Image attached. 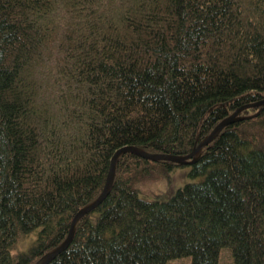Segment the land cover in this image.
Returning <instances> with one entry per match:
<instances>
[{
    "label": "trees",
    "instance_id": "trees-1",
    "mask_svg": "<svg viewBox=\"0 0 264 264\" xmlns=\"http://www.w3.org/2000/svg\"><path fill=\"white\" fill-rule=\"evenodd\" d=\"M262 99L264 0H0V264H264Z\"/></svg>",
    "mask_w": 264,
    "mask_h": 264
},
{
    "label": "water",
    "instance_id": "water-1",
    "mask_svg": "<svg viewBox=\"0 0 264 264\" xmlns=\"http://www.w3.org/2000/svg\"><path fill=\"white\" fill-rule=\"evenodd\" d=\"M257 104L262 105L264 104V99H262L261 101H259ZM246 107V106H245ZM241 110V108L236 109L230 116H228L225 120L221 121L219 124H217V126H215V128L212 129V131L209 133V135L202 141L200 142L196 147H194L192 149V151L186 155H168V154H163V153H152V152H147V151H143V150H139L137 148H133V147H121L118 150L115 151V153L113 154L112 158H111V163H110V167H109V171L105 180V184L102 190L101 195L90 205H88L87 207L80 209L75 216L73 217L72 221H71V225L68 231V235L66 237V239L64 240V242L55 250L51 251L50 253H48L45 256L46 261H49L53 256H55L57 253H59L66 245L67 243L70 241L72 234H73V228L74 225L76 223V220L78 219V217L84 213H87L88 211H90L92 208H94L105 196L107 187L109 182L111 181L113 174H114V168H115V162L117 157L119 156V154H121L122 152L125 151H132L135 154H138L142 157L145 158H153V159H163V160H171L177 163H189L191 164L192 162L195 161L196 159V155L200 152V150L207 144L209 143V141L212 139L213 135L220 131L226 124L230 123L235 116L238 114V112Z\"/></svg>",
    "mask_w": 264,
    "mask_h": 264
},
{
    "label": "rangeland",
    "instance_id": "rangeland-1",
    "mask_svg": "<svg viewBox=\"0 0 264 264\" xmlns=\"http://www.w3.org/2000/svg\"><path fill=\"white\" fill-rule=\"evenodd\" d=\"M190 164H185L177 168L169 175H163L157 178H146L136 183L139 194L146 199H155L157 197L170 196L177 188L182 187L186 182L197 181L198 177L189 174ZM24 244L21 245L23 247ZM191 257L184 256L171 259L168 264H190ZM218 264H233L232 256L226 247L222 248L219 255Z\"/></svg>",
    "mask_w": 264,
    "mask_h": 264
}]
</instances>
